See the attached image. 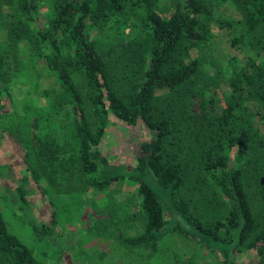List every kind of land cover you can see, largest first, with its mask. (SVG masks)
<instances>
[{"label":"trees","instance_id":"trees-1","mask_svg":"<svg viewBox=\"0 0 264 264\" xmlns=\"http://www.w3.org/2000/svg\"><path fill=\"white\" fill-rule=\"evenodd\" d=\"M160 1L54 0V13L40 27L34 25L38 0H4L21 22L33 26V57L42 59L59 83L61 92L46 96L48 102L60 104V109L70 106L72 114L71 138L63 143L55 140L51 129L40 128L38 117L28 121L22 135L15 137L25 169L31 179H42L56 192L103 188L119 177L88 176L98 163H105L96 147L106 114L127 124L140 120L153 137L139 144L136 166L128 177L138 183L144 223L142 232L126 243L154 244L163 234L167 209L169 217H176L174 229L181 230L182 218L206 243L227 244L237 253L251 250L258 264H264V0H231L241 11L243 28L229 43L244 46L248 54L226 78L225 106L214 114L204 108L193 113L191 106L213 94L222 81L218 73L205 75L199 58L188 57L191 49L211 38L210 4L167 0L169 9H160ZM128 4L141 13L144 38L139 45L146 56L137 81L130 79L122 86L88 37L85 22L106 23ZM73 73L80 76L82 88ZM163 90L171 95H162ZM89 112L96 118L95 127L89 123ZM190 192L222 197L216 214H209L204 223L190 215L178 197ZM0 264H38L30 249L7 230L1 213Z\"/></svg>","mask_w":264,"mask_h":264},{"label":"rangeland","instance_id":"rangeland-1","mask_svg":"<svg viewBox=\"0 0 264 264\" xmlns=\"http://www.w3.org/2000/svg\"><path fill=\"white\" fill-rule=\"evenodd\" d=\"M38 1L34 25L43 27L54 13L55 4L54 0ZM206 1L211 7V38L191 49L188 57L199 58L205 75L218 73L222 83L200 103L196 100L191 108L193 113L204 108L214 114L225 106L226 78L234 66L243 65L248 53L244 46L234 48L229 43L243 28L239 8L231 0ZM158 6L169 9L170 3L162 0ZM140 16V11L135 8L131 11L128 4L123 13L106 23L91 19L85 22L88 37L122 86L130 79L137 81L143 68L146 53L139 45L144 38ZM21 19L12 5L0 0V213L7 230L30 249L35 261L38 264H240L245 260L244 264H258L251 250L237 253L227 244L206 243L187 220L180 218L181 230L174 229L176 217H169L167 209L163 234L154 244L126 243L125 239L142 232L144 223L138 183L128 177L136 166L139 144L153 137V132L140 120L127 124L109 112L106 114L103 134L96 147L105 163H98L96 171L88 175L91 178L119 176L105 187L56 192L42 179L36 182L30 178L15 137L22 135L32 117H38L40 128L51 129L58 143L69 141L72 114L70 106L60 109V104L48 102L47 97L58 94L61 88L45 62L33 57L34 28ZM135 36L138 39L132 41ZM72 77L82 88L80 76L73 73ZM168 93L171 92L162 95ZM86 107L91 108L89 103ZM161 109L166 107L162 105ZM88 119L91 127H95L96 118L90 112ZM180 193L178 197L184 199L189 214L203 223L209 214H216L217 203L223 200L217 195ZM226 247L231 250L229 257Z\"/></svg>","mask_w":264,"mask_h":264},{"label":"crops","instance_id":"crops-1","mask_svg":"<svg viewBox=\"0 0 264 264\" xmlns=\"http://www.w3.org/2000/svg\"><path fill=\"white\" fill-rule=\"evenodd\" d=\"M244 262H245V260H242L241 262H240V264H244ZM246 264V263H245Z\"/></svg>","mask_w":264,"mask_h":264}]
</instances>
